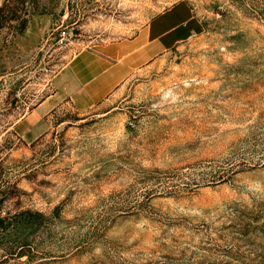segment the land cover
<instances>
[{
    "label": "rangeland",
    "instance_id": "rangeland-1",
    "mask_svg": "<svg viewBox=\"0 0 264 264\" xmlns=\"http://www.w3.org/2000/svg\"><path fill=\"white\" fill-rule=\"evenodd\" d=\"M179 1L190 39L17 126L77 52ZM0 264H264V0H0Z\"/></svg>",
    "mask_w": 264,
    "mask_h": 264
},
{
    "label": "crops",
    "instance_id": "crops-1",
    "mask_svg": "<svg viewBox=\"0 0 264 264\" xmlns=\"http://www.w3.org/2000/svg\"><path fill=\"white\" fill-rule=\"evenodd\" d=\"M200 29L186 1H179L150 19L130 36L87 46L51 80V92L17 124L34 138L44 117L63 102L87 110L103 103L137 71L190 39Z\"/></svg>",
    "mask_w": 264,
    "mask_h": 264
},
{
    "label": "built area",
    "instance_id": "built-area-1",
    "mask_svg": "<svg viewBox=\"0 0 264 264\" xmlns=\"http://www.w3.org/2000/svg\"><path fill=\"white\" fill-rule=\"evenodd\" d=\"M61 35H62L63 38H67L68 33H67L66 30H63V31L61 32Z\"/></svg>",
    "mask_w": 264,
    "mask_h": 264
}]
</instances>
